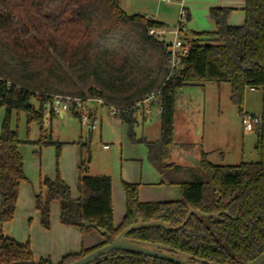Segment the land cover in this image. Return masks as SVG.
Instances as JSON below:
<instances>
[{
    "label": "trees",
    "instance_id": "trees-1",
    "mask_svg": "<svg viewBox=\"0 0 264 264\" xmlns=\"http://www.w3.org/2000/svg\"><path fill=\"white\" fill-rule=\"evenodd\" d=\"M231 8L209 11L215 31L192 36V45L177 73L168 76L167 45L148 33L163 24L139 14L129 15L116 0H0V222L13 219L20 186L27 180L18 151V132L11 112H24L27 123L41 124L47 97L54 94L99 97L118 110L134 140V113L151 93L158 92L160 138L145 142L148 159L162 183L176 184L174 201L142 202L138 184L122 182L125 213L113 222L111 178L86 173L90 159L85 144L77 181L78 197L57 174L44 178L46 193L35 195L40 224L50 226V202L61 193L59 219L82 234L104 230V241L57 264L78 260L111 242L141 218L176 226L189 207L217 218L192 215L182 229H138L129 237L161 243L215 264H246L264 251V0H245V20L230 26ZM198 81L230 83V99L242 112L246 88L262 90L258 162L213 164L201 152L200 165L182 168L170 161L174 138V106L178 89ZM46 96V97H44ZM34 98L37 108L31 103ZM37 98V99H36ZM28 142V140H27ZM88 222V226L82 225ZM96 264H174L142 254L112 250ZM0 264H53L34 261L29 243L21 244L0 229Z\"/></svg>",
    "mask_w": 264,
    "mask_h": 264
},
{
    "label": "rangeland",
    "instance_id": "rangeland-1",
    "mask_svg": "<svg viewBox=\"0 0 264 264\" xmlns=\"http://www.w3.org/2000/svg\"><path fill=\"white\" fill-rule=\"evenodd\" d=\"M151 2L155 5L154 0H151ZM147 3L149 2L147 1ZM178 21L179 8L174 26L178 24ZM183 23L184 31L179 36L182 38L185 36L191 37L189 19H184ZM174 26H169V28ZM172 39L171 34L165 35L166 41L169 42ZM230 91L229 82L218 83L215 81H198L178 89L175 97L178 109L176 134L170 148L172 149L173 160H180L178 154L192 153L191 151L195 153L194 150L206 149L209 151L207 158L213 164L237 165L243 162L259 161L257 130L251 132L243 130L239 108L231 101ZM30 101L33 105L37 104L34 98H31ZM93 105H96L95 102H90V106ZM143 105L147 107L151 105L153 115L160 108L159 104H154L151 101ZM102 108L109 114L108 108ZM241 110L257 116L261 114L262 90L260 88L245 89ZM2 115L3 108L1 107L0 122ZM152 120L153 122L156 121L155 117ZM10 124L12 127H17L20 138L29 141L23 146V161L27 177V180L23 183L25 194L26 191L29 193L43 191L42 181L45 177L54 178L57 174L60 177L62 175L68 177L72 169L78 171L79 140L81 142L88 141L91 154V160L87 164L88 173L101 172L113 175L114 171L120 174L122 168L131 164L130 160L122 163L118 157L112 160L114 157L109 155L114 146L108 139L103 137L100 140L95 134L92 140L89 141L87 139V129L81 126L78 118L70 115L69 112H66L63 118L56 116L51 124L43 126L42 137H40L41 131L36 122L26 123L24 112L17 113L14 111L10 118ZM147 124L148 122L145 123V127ZM44 141H48V143L44 144ZM186 141L190 142L191 145L183 146L181 144ZM104 142L109 145L108 149L103 148ZM175 142L178 144L176 145ZM82 154L84 155V149ZM68 188L71 198L72 191L70 187ZM21 198L25 201L28 199L24 195ZM57 210L59 213L60 201ZM52 216L54 215H50L48 229L51 227ZM6 225H11V235L16 240L24 244L29 243L33 258L38 260L40 257H44L50 259V261L53 260L55 248L53 251L49 250L50 248L45 239L42 238L48 229L43 228L39 221L34 225L29 217L18 214ZM0 228L2 227L0 226Z\"/></svg>",
    "mask_w": 264,
    "mask_h": 264
},
{
    "label": "crops",
    "instance_id": "crops-1",
    "mask_svg": "<svg viewBox=\"0 0 264 264\" xmlns=\"http://www.w3.org/2000/svg\"><path fill=\"white\" fill-rule=\"evenodd\" d=\"M147 1L149 3H147ZM155 1L156 0H154V2ZM116 3L125 13L129 15L139 14L151 20L157 21L166 27L175 25V18L177 17V13H178V5L174 2L173 3L163 2L157 0L155 2V5H153L151 0H116ZM244 3L245 0H185L184 5L188 9V19H189V26L191 29V37L196 33L215 31L214 21L210 18L209 15L210 9L214 7L231 8V11L227 17L228 25L230 26L241 25L245 20ZM34 106L37 108L38 103ZM150 106L147 107L142 105L134 113L135 141H132L129 138L127 133L128 131L127 124L123 122L119 117L110 116L104 108L98 107L97 105L91 106L99 118V123H98V127L95 130H88L86 128L88 133L87 139L89 141L92 140L95 134L96 137H98L100 140H102L103 137L108 139V141H110V143L113 144L114 146L113 150L109 155L114 157L112 158V160L118 157L122 161V163L126 160H130L131 163L125 168H122L120 174H117L116 172L113 171V175H108L107 173H101V172L88 173V166L86 167V173L88 175L91 176L108 175L111 178V200H112V209H113V222L115 227L119 226L125 213V194L122 187L123 181L138 184V197L139 200L142 202L174 201V200H179L181 197L180 187L176 184L162 183V176L153 167V165L150 163L148 159V148L145 142L156 141L159 140L160 138V108L153 115L152 114L153 109ZM13 112L14 110L11 112V117ZM65 113L66 112L58 113V114H53V113L47 114L46 107H44V115H43L42 123L37 124L41 131L40 137L43 136L42 133L43 126L47 124H51L56 116L63 118ZM4 114H5V109L3 108V115L0 122V131H1V123L4 118ZM69 114L75 116L70 112ZM177 115H178V109L175 98L174 137L176 134ZM153 117H155L156 120L154 122L152 120ZM25 119H26V115H25ZM146 122H148V124L145 127ZM11 128L17 130V127L11 126ZM19 139L21 143L18 145V151L23 157L24 156L23 146L25 143H27V139H22L20 137ZM43 143L44 144L48 143V141L47 142L44 141ZM78 144L80 150L79 161L77 165L78 171L77 170L74 171L72 169L68 177H65L64 175L60 177L62 181L68 187H70L72 191L71 194L72 199H76L78 197L77 181H78L80 163H81L82 151H83L81 145L85 144L87 146L86 148L89 150L88 141L81 142L79 140ZM177 144L178 143H176V145ZM181 144L183 146L191 145L190 142L188 141L183 142ZM104 145H107V147L105 148ZM108 147L109 145L107 144V142H104L103 148L108 149ZM194 151L195 153L191 151L192 153L178 154L177 156L180 157V160L177 159L173 160L172 149H170V161L182 168H190L194 164L187 161L184 158V156H190L199 160L201 152L206 153L207 156L209 154V151H207L206 149H200ZM89 154H90V150H89ZM90 160H91V154H90L89 162ZM23 168H24V161H23ZM24 173H25V168H24ZM45 178H49V177H45ZM54 178H49V179L53 180ZM23 183L21 184L18 193L14 217L16 218L18 214H21L23 217H29L31 223L36 225L38 221L40 223V213L39 210H37L35 207V195L41 193L42 197H44L46 193V187H43V191L39 193H35V192L29 193L28 191H26L25 194V188L23 186ZM23 195L28 198L26 201L23 200V198H21L23 197ZM58 207H59V201L57 199L50 202V215L53 214L54 216H52L50 229L46 230L42 236V238L45 239V242L49 246L50 248L49 250L53 251L55 248V254L52 257L53 260L51 261L53 264H57L62 259V257L67 254L78 253L82 248L93 247L103 242L105 239L104 236L101 235L96 230H92L88 233L82 234L79 228L76 226L61 224L58 215L60 214V212L58 213L57 210ZM6 224L7 222L6 223L0 222V226L3 228L0 229L3 231L4 235L14 239L18 243L24 244L23 242L16 240L15 237L11 235V231H10L11 225H6ZM40 258H44V257H40ZM33 259L34 261H37L35 258Z\"/></svg>",
    "mask_w": 264,
    "mask_h": 264
},
{
    "label": "built area",
    "instance_id": "built-area-1",
    "mask_svg": "<svg viewBox=\"0 0 264 264\" xmlns=\"http://www.w3.org/2000/svg\"><path fill=\"white\" fill-rule=\"evenodd\" d=\"M163 2H174L179 8V21L176 26L169 28L166 26L153 27L148 33L154 37H158L164 41L167 45V60L169 63L168 76H173L178 72L182 59L188 54V51L192 45V37H180V33L184 31L183 20L188 18V10L184 5L183 0H160ZM171 34L173 39L171 41L165 40V35ZM158 92L149 94L140 104L151 101L154 104H159ZM46 97V96H44ZM37 99V98H36ZM90 102H95L98 107H106L109 109V114L117 116L118 110L112 106H108L99 97H82L73 95L54 94L47 97L45 104L47 114H58L63 112H70L74 114L81 126H84L88 130H95L98 127L99 118L96 115L93 108L90 106ZM240 120L244 131H255L260 127V116L247 112L240 113ZM106 148L107 145H104Z\"/></svg>",
    "mask_w": 264,
    "mask_h": 264
},
{
    "label": "water",
    "instance_id": "water-1",
    "mask_svg": "<svg viewBox=\"0 0 264 264\" xmlns=\"http://www.w3.org/2000/svg\"><path fill=\"white\" fill-rule=\"evenodd\" d=\"M184 158L194 165H200L201 163L199 160L190 156H184ZM62 197L63 193H61L60 196H58L56 199L59 201ZM192 215H196L205 219L218 217V214L216 213L210 215L203 213L200 210L189 207L183 222L176 226H172L170 223L162 221L160 219L144 222L141 218H138L136 222L122 229L117 234V236L108 244L99 247L86 256L68 264H96L98 261L97 258L106 257L112 250L134 252L152 259H161L174 264H215L214 262L195 257L186 252L173 249L172 247L165 244L137 240L128 236V234L134 230L153 227H162L167 231H176L182 229ZM82 225L88 226L89 223L82 222ZM98 232L101 235L105 234L104 230H98ZM246 264H264V251Z\"/></svg>",
    "mask_w": 264,
    "mask_h": 264
}]
</instances>
